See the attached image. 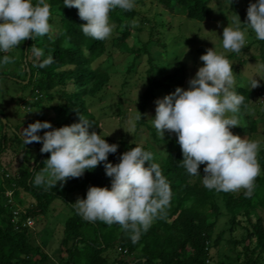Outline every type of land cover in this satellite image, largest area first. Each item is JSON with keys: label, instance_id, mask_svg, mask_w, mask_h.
Listing matches in <instances>:
<instances>
[{"label": "trees", "instance_id": "1", "mask_svg": "<svg viewBox=\"0 0 264 264\" xmlns=\"http://www.w3.org/2000/svg\"><path fill=\"white\" fill-rule=\"evenodd\" d=\"M48 2L51 5V34L33 40L28 38L24 48L26 76H30L27 85H32L36 92L34 104H30L29 109L38 105L40 110L38 118L31 117L32 123L49 121L53 128H59L79 122L80 116L83 117L92 125L90 132L96 131L109 143L119 145L117 153L109 154L108 162L113 164L120 162L119 157L125 151L142 144L153 154V162L160 164L172 195L169 205L146 232L141 230L135 243L131 239V229L99 220L86 221L72 204L78 198H86L89 186L111 187L104 162L91 171L86 170L80 177L50 182L44 163L50 153L40 151L42 142L26 144L18 129L14 126L9 129V122L4 131L0 116V169H3L0 174V264H264V145L259 147L257 154L261 175L254 182L252 194L246 195V189L218 192L206 188L201 177L190 176L181 166L183 153L177 136H161L147 122L149 108L157 98L174 92L177 87L184 88L185 65L178 59L172 61L173 54L169 50L161 52L160 57L151 51L154 46L168 49L177 41L176 37L161 39L168 31L165 30L167 25L154 19L156 24L149 30L148 39L142 41L138 32L143 29L137 25L142 15L136 5L129 11L117 8L110 13V19L116 22L119 31L118 48L128 56L121 72L125 82L138 67L140 58L148 56L146 89L140 97L137 132L146 126L154 142L115 140L105 136L102 121L89 106V98L97 96L108 85L112 74H116L110 70L113 67L110 40L101 41L85 35L80 24L86 21L80 18L77 8L65 7L63 0ZM159 3L163 8L183 14L189 22H206L214 14L213 0H159ZM240 27L243 29L246 24ZM132 35L138 37L133 43L130 40ZM254 43L260 44L264 63V41H251L240 52L248 51ZM109 52L105 70L97 69L96 61ZM237 55V52L225 54L231 63ZM245 61L241 60V63ZM235 70L237 76L242 75L240 67ZM233 90L244 97L238 117L249 123L251 133L257 132L259 114L255 110L258 100L255 96L263 98V104L259 106L264 116V84L257 90L251 84L237 81ZM32 144L38 151L33 163L26 154L18 173L11 175L2 162L3 153L13 151L18 154ZM204 167L200 166L202 176ZM38 176L44 177L43 182L37 183ZM26 194L33 196L34 201L31 206L20 210L19 205L24 202ZM58 199L72 209L65 223L64 241L60 244V262L53 260L38 241L35 229L37 221L48 216L52 204ZM239 232H242L241 237Z\"/></svg>", "mask_w": 264, "mask_h": 264}, {"label": "clouds", "instance_id": "2", "mask_svg": "<svg viewBox=\"0 0 264 264\" xmlns=\"http://www.w3.org/2000/svg\"><path fill=\"white\" fill-rule=\"evenodd\" d=\"M65 7L78 9L85 35L96 40L109 38L114 30L110 13L117 8L125 11L135 7V0H63ZM51 5L48 0H0V53H7L22 41L50 35ZM246 24L264 41V0L250 2ZM240 18L234 26L223 30V48L239 53L246 43V31ZM7 55L0 63L7 64ZM203 66L188 81V88L177 87L174 92L157 98L153 126L164 136L165 130L175 133L183 160L181 166L193 177H201L203 185L212 190L235 192L246 189L251 195L256 178L261 175L257 160L259 142L234 135L230 130L238 126V113L244 97L233 90L232 63L223 54L208 49L201 55ZM43 66V65H42ZM253 77L252 87L258 86ZM28 83V82H27ZM92 125L80 116L79 122L53 128L49 121L30 123L23 130L25 143L42 142L40 151L50 153L45 171L50 182H64L82 176L104 162L111 178V187L89 186L86 198L72 204L86 221H102L131 229L135 243L141 230L146 232L169 205L172 189L160 164L153 162V154L141 145L125 151L119 163L108 162L119 145L109 143ZM46 131L43 136L40 130ZM148 163V166L146 165ZM204 175L200 173V166ZM44 177H36L37 183Z\"/></svg>", "mask_w": 264, "mask_h": 264}, {"label": "rangeland", "instance_id": "3", "mask_svg": "<svg viewBox=\"0 0 264 264\" xmlns=\"http://www.w3.org/2000/svg\"><path fill=\"white\" fill-rule=\"evenodd\" d=\"M213 2L214 14L210 19L206 22L196 20L189 22L183 14L163 8L159 0H135V5L141 10L142 15V20L137 22V25L143 29L138 32L142 41L148 39L149 30L153 24H156L154 19H157L159 23L162 22L167 25L165 30L168 31L165 36H161V39L166 40L169 37H176L177 41L172 46H169L168 49L165 46H154L151 51L154 56L160 57L161 52L169 50L173 54L170 58L172 61L178 59L185 65L187 72L182 75L184 89L188 88V81L195 76L199 67L204 63L200 60V57L206 54L208 49H214L218 54L223 55L232 52L223 48V30L228 25L234 26L239 18L241 21L240 26L245 25L243 23L247 22V8L253 0H213ZM155 13H158L157 18L155 17ZM148 18L153 20L150 21ZM110 21L115 26L112 35L109 37V49L111 47L114 59L111 61L113 67L110 70L111 72H116V74H112L108 85L97 96L89 98L90 109L102 121L103 133L106 137L115 140L128 139L131 142H154L151 132L146 126H143L137 132L140 116V97L146 89L145 71L148 67V56L144 55L140 58L138 67L130 73V77L125 82L124 74L121 72L126 66L128 56H124L122 54L123 50L118 48L119 31L117 30L116 22L111 19ZM242 30L246 31V43L244 46L246 47L251 41L256 40V36L247 25ZM135 37L138 38L136 35ZM135 37L132 35L130 38L131 43L134 42ZM26 42L27 39L9 52L0 53V59L5 55L11 58L7 64L0 63V115L8 120L9 129H11V126H14L22 134L24 128L32 123L31 117L38 118L40 116L38 105H34L32 110L29 109L30 104H34L36 92L34 91V87L27 85L26 82L29 77L26 76V58L24 59ZM252 45L248 51L244 53L239 52L235 57V61L232 62V65L234 64L232 66L233 76L235 83L239 81L248 85H252L253 77L256 76L255 79L258 81V86L252 88H257L258 90L264 84V63L261 60L262 49L260 48V44L254 43ZM108 57H110V52L109 55L106 53L100 60H97L95 67L105 70L107 67L105 61ZM241 60L246 61L245 63H241ZM237 67H240L242 72L240 76H237L235 70ZM25 78L27 79L25 80ZM255 97L258 98L255 102V110L259 114L257 116L259 123L257 132L251 133L249 123H244L240 117H238L240 125L232 127L230 130L234 135H239L241 138L248 137L250 140L258 141L261 147L264 145V116L259 104H263V98H259V96ZM43 98L45 99V96ZM155 115L156 104L154 102L148 112L147 122L149 124L153 125L152 121ZM45 130H40L39 133H44ZM165 135L176 136L175 133L167 130H165ZM21 144L24 145L23 142H20ZM155 145L158 147L156 143ZM34 147L35 145L33 144L29 145L18 154L13 151L3 153L2 162L6 165L5 168L9 170L8 172L11 175L18 173L19 167L25 161L24 156L26 154L33 159L30 162L33 163L38 153ZM159 149L162 150V148ZM27 163L29 162L27 161ZM2 170L0 169V174L3 173ZM243 190L241 188L238 191L242 192ZM10 195H12L11 192ZM33 201V196L26 194L24 202L20 203L18 209L24 210L26 206H31ZM71 214V207L65 201L58 199L52 204L48 216L42 217L35 225L38 241L49 251L52 259L57 262L61 261L60 244L64 241L65 223ZM241 234L242 232H239L238 236L241 237Z\"/></svg>", "mask_w": 264, "mask_h": 264}, {"label": "water", "instance_id": "4", "mask_svg": "<svg viewBox=\"0 0 264 264\" xmlns=\"http://www.w3.org/2000/svg\"><path fill=\"white\" fill-rule=\"evenodd\" d=\"M29 79H30V76L28 77V80L26 82H29ZM0 116L3 119V121H4V129H5L4 131H6L7 128H8V120L5 119L4 116H2V115H0Z\"/></svg>", "mask_w": 264, "mask_h": 264}]
</instances>
